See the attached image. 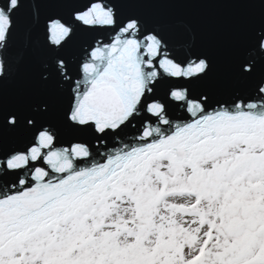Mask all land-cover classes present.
I'll use <instances>...</instances> for the list:
<instances>
[{
    "label": "snow or ice",
    "instance_id": "snow-or-ice-1",
    "mask_svg": "<svg viewBox=\"0 0 264 264\" xmlns=\"http://www.w3.org/2000/svg\"><path fill=\"white\" fill-rule=\"evenodd\" d=\"M189 6L0 0V264H264V0L177 52Z\"/></svg>",
    "mask_w": 264,
    "mask_h": 264
},
{
    "label": "water",
    "instance_id": "water-1",
    "mask_svg": "<svg viewBox=\"0 0 264 264\" xmlns=\"http://www.w3.org/2000/svg\"><path fill=\"white\" fill-rule=\"evenodd\" d=\"M232 0H190L192 6L172 9L154 15L152 18L160 22L166 31L174 51H181L184 46L195 39L200 50H214L221 47L232 35L234 26L241 22H249L253 28L258 27L259 9H240L227 6ZM27 15L25 22H27ZM90 37H77V46ZM25 38L17 40V47L23 57V71H31L30 54L25 51ZM244 41L237 42L242 49Z\"/></svg>",
    "mask_w": 264,
    "mask_h": 264
}]
</instances>
